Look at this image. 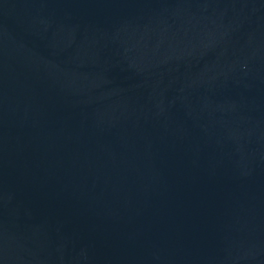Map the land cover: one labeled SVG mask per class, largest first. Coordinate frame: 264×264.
I'll use <instances>...</instances> for the list:
<instances>
[{
	"label": "water",
	"instance_id": "95a60500",
	"mask_svg": "<svg viewBox=\"0 0 264 264\" xmlns=\"http://www.w3.org/2000/svg\"><path fill=\"white\" fill-rule=\"evenodd\" d=\"M0 264H264V0H0Z\"/></svg>",
	"mask_w": 264,
	"mask_h": 264
}]
</instances>
